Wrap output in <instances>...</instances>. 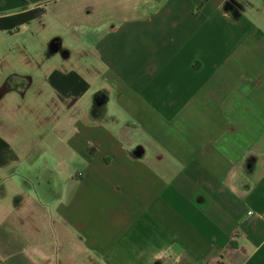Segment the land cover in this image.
<instances>
[{
	"label": "crops",
	"instance_id": "obj_1",
	"mask_svg": "<svg viewBox=\"0 0 264 264\" xmlns=\"http://www.w3.org/2000/svg\"><path fill=\"white\" fill-rule=\"evenodd\" d=\"M0 264H264V0H0Z\"/></svg>",
	"mask_w": 264,
	"mask_h": 264
},
{
	"label": "rangeland",
	"instance_id": "obj_2",
	"mask_svg": "<svg viewBox=\"0 0 264 264\" xmlns=\"http://www.w3.org/2000/svg\"><path fill=\"white\" fill-rule=\"evenodd\" d=\"M12 51H14V54L9 55V58L7 59L5 58V69L6 67H11L13 64V68L20 69L23 71L29 70L27 72L31 73L32 71L30 70L31 69L34 70V67L24 66L26 65L27 62L35 63L36 65H38V63L40 65H47L51 63V61H54V64H58L60 62L59 58L55 59V56L54 57L51 56L50 50H21L22 52L24 51L23 54L25 53L27 55L28 60L25 58V54L24 56H22V54H19L17 52V50H12ZM73 58H75V55L71 57V59ZM27 124L28 123H24V125H21L20 131L23 132L24 134H27L24 137L27 138L28 141H26L24 144H31L33 142V140L31 139L34 138V134L37 132V127L36 125L26 127ZM47 125H49L48 120H47ZM41 126H43V124ZM36 154L37 153H34L31 158H35ZM42 166H44V164H42ZM37 169L38 171L42 170V167H37ZM36 171L37 170H35L34 172Z\"/></svg>",
	"mask_w": 264,
	"mask_h": 264
}]
</instances>
